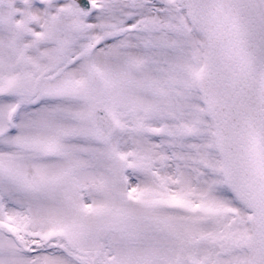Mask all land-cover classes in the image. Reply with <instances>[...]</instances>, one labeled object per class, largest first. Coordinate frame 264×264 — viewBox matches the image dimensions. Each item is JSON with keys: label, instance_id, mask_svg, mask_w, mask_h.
I'll list each match as a JSON object with an SVG mask.
<instances>
[{"label": "snow or ice", "instance_id": "obj_1", "mask_svg": "<svg viewBox=\"0 0 264 264\" xmlns=\"http://www.w3.org/2000/svg\"><path fill=\"white\" fill-rule=\"evenodd\" d=\"M0 264H264V0H0Z\"/></svg>", "mask_w": 264, "mask_h": 264}]
</instances>
